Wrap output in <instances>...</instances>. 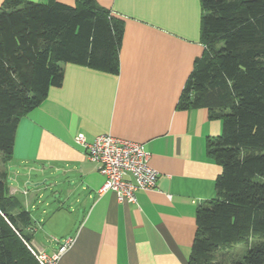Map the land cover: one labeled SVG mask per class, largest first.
<instances>
[{
    "label": "crops",
    "instance_id": "obj_1",
    "mask_svg": "<svg viewBox=\"0 0 264 264\" xmlns=\"http://www.w3.org/2000/svg\"><path fill=\"white\" fill-rule=\"evenodd\" d=\"M94 2L122 23L117 73L63 64L61 85L19 120L11 160L0 162V171L31 217L32 250L53 256L72 240L58 264H187L195 212L214 199L221 173L206 153L220 122L204 108L176 107L204 51L199 0ZM78 134L88 142L110 135L143 145L158 173L155 187L136 192L133 203L99 195L104 177L75 145ZM33 172L46 173L52 199L44 200L41 181H28ZM43 200L35 219L30 210Z\"/></svg>",
    "mask_w": 264,
    "mask_h": 264
},
{
    "label": "trees",
    "instance_id": "obj_2",
    "mask_svg": "<svg viewBox=\"0 0 264 264\" xmlns=\"http://www.w3.org/2000/svg\"><path fill=\"white\" fill-rule=\"evenodd\" d=\"M0 5V162L12 157L19 120L63 79V64L118 71L122 23L94 0ZM200 42L177 109L204 108L221 133L206 153L221 173L215 197L195 212L187 264H222L217 256L248 249L230 264H264V0H199ZM0 171V264H38L32 220L9 195ZM256 239L258 243H253ZM251 242V243H250Z\"/></svg>",
    "mask_w": 264,
    "mask_h": 264
},
{
    "label": "built area",
    "instance_id": "obj_3",
    "mask_svg": "<svg viewBox=\"0 0 264 264\" xmlns=\"http://www.w3.org/2000/svg\"><path fill=\"white\" fill-rule=\"evenodd\" d=\"M73 141L82 148L86 158L98 166L104 177L97 191L99 195L111 192L117 201L133 203L136 192L150 191L155 187L158 173L149 166V154L143 145L110 135H100L88 142L78 134ZM71 244V239L65 240L53 256L43 251H31L38 264H58L59 257Z\"/></svg>",
    "mask_w": 264,
    "mask_h": 264
},
{
    "label": "rangeland",
    "instance_id": "obj_4",
    "mask_svg": "<svg viewBox=\"0 0 264 264\" xmlns=\"http://www.w3.org/2000/svg\"><path fill=\"white\" fill-rule=\"evenodd\" d=\"M45 180H47L46 173L40 175V174H38L36 172H33L32 174H30L28 176V181H30V182H32V181L40 182L41 181L43 183L42 185L39 186V188L41 189V193L43 195H45L44 200L49 199V198L52 199V195L53 194L49 190V186L51 185V182H50V180H47L45 182ZM30 186H28L27 189H29V190L33 189L32 188L33 184L30 185ZM57 197H59V196H57ZM44 200L41 202V204H37L35 209H31L30 210L31 216L33 218L36 219V217L41 213L42 207H43V204H44ZM45 210H46V215L43 217V219H45L44 221H47L48 215H50L52 213V210H51L50 207L45 208ZM44 225H47V226L50 225L51 227L52 226L54 227L53 223L47 224V222H46V223L43 224V222H42L40 224L41 227L44 226ZM59 230H61V229H59ZM57 238L59 239V237H57ZM252 242L255 243V244L258 243V241L256 239H252ZM248 247L245 244H239V245L235 246L234 248H231V249L225 251L224 253L220 254L217 257L219 258V260L221 261L222 264H230V261L239 260L242 257V255L246 252Z\"/></svg>",
    "mask_w": 264,
    "mask_h": 264
}]
</instances>
